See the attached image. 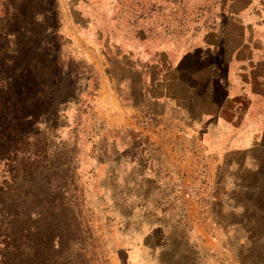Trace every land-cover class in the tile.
Returning <instances> with one entry per match:
<instances>
[{
  "label": "rangeland",
  "instance_id": "1",
  "mask_svg": "<svg viewBox=\"0 0 264 264\" xmlns=\"http://www.w3.org/2000/svg\"><path fill=\"white\" fill-rule=\"evenodd\" d=\"M245 2L0 0V264H139L142 235L130 210L135 193L156 187L139 184L150 170L123 166L152 158L148 143L136 154L127 119L142 109L213 112L234 97L264 119L263 80L248 74L247 94L237 88L246 75L239 67L249 63L241 49L250 17L237 13ZM237 50L243 56L232 71ZM256 146L263 170L245 187L239 225L262 232L264 135ZM174 172L160 175L171 176L177 199L185 174ZM208 188L207 180L203 194ZM152 236L166 243L164 258L175 243L196 241ZM263 237L255 231L242 241Z\"/></svg>",
  "mask_w": 264,
  "mask_h": 264
},
{
  "label": "crops",
  "instance_id": "2",
  "mask_svg": "<svg viewBox=\"0 0 264 264\" xmlns=\"http://www.w3.org/2000/svg\"><path fill=\"white\" fill-rule=\"evenodd\" d=\"M237 13L250 17L246 25L252 36L244 46L247 48L241 49L249 63L239 67L246 75L242 86L237 88L239 95H245L250 87L248 74L264 82V0H246ZM257 40H261L262 47ZM231 56L236 59L229 63L233 71L243 55L237 50ZM259 93L257 91V95ZM239 101L234 97L226 104L214 103L213 112L207 111L205 106L197 112L189 109L181 117L169 115L164 110L151 115L142 109L138 117L127 119L128 133L140 142L136 154H144L140 148L148 143L146 148L152 158L150 162L148 158L127 161L123 166L150 170L151 178L143 174L139 184L157 189L152 188L150 193L141 189L135 193V206L130 210L136 218L137 233L142 235L136 241L142 251L139 264H222L224 256L231 264H264V237L258 243L249 242L252 237L242 241L244 236L254 235L255 231L264 234V228L260 232V228L239 225V218L247 216L240 208V204L249 200L245 187L254 184L249 180L263 170L255 159L260 152L256 144L264 135V119L256 117L253 103L246 107ZM195 164L196 171L192 173ZM203 165L207 167L209 188L196 200H186L181 195L176 199L167 189L171 176L164 179L160 175L161 170L171 169L175 170V177L186 174L197 179ZM162 186L167 193L162 191ZM178 233H187L196 241H183V245L175 243L171 257L164 258L161 250L166 249V243L151 241L152 235ZM149 234L151 237H146ZM221 236L228 240H218ZM208 237L215 241H208ZM180 249L193 253L188 257L186 253L176 252ZM155 250L158 253L155 254ZM231 251L232 255L228 256L227 252Z\"/></svg>",
  "mask_w": 264,
  "mask_h": 264
},
{
  "label": "built area",
  "instance_id": "3",
  "mask_svg": "<svg viewBox=\"0 0 264 264\" xmlns=\"http://www.w3.org/2000/svg\"><path fill=\"white\" fill-rule=\"evenodd\" d=\"M197 179L186 174L182 177V195L186 200H196L203 194V185L206 184L207 171L205 168L200 169Z\"/></svg>",
  "mask_w": 264,
  "mask_h": 264
}]
</instances>
